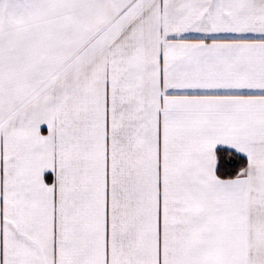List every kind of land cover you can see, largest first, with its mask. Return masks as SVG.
Returning a JSON list of instances; mask_svg holds the SVG:
<instances>
[{"label": "snow or ice", "instance_id": "snow-or-ice-1", "mask_svg": "<svg viewBox=\"0 0 264 264\" xmlns=\"http://www.w3.org/2000/svg\"><path fill=\"white\" fill-rule=\"evenodd\" d=\"M0 264H264V0H0Z\"/></svg>", "mask_w": 264, "mask_h": 264}]
</instances>
